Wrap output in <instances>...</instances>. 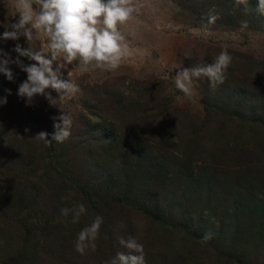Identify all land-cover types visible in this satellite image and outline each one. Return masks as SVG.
I'll return each instance as SVG.
<instances>
[{
  "label": "rangeland",
  "instance_id": "1",
  "mask_svg": "<svg viewBox=\"0 0 264 264\" xmlns=\"http://www.w3.org/2000/svg\"><path fill=\"white\" fill-rule=\"evenodd\" d=\"M15 2L0 0V35L9 23L18 19L13 18ZM133 7L132 18L120 28L129 54L118 69L82 70L75 61L61 69L65 79L79 86L80 91L74 97L59 100L57 93L49 89L46 91L57 99L55 105L37 96L26 106L13 85L18 88L27 74L15 64L9 65L14 75L12 82L0 74V98L7 97V103L0 106V195L14 183L21 182L24 202L32 207L23 203L28 207L23 210L18 196L10 208L0 203V264H105L117 252H128L119 241L129 238L143 244L145 264H264V247L258 246L255 238L247 246L239 242L233 245L228 240L230 227L227 225L223 238L196 240L192 233L200 232L196 230L200 224L193 219L184 242L181 232L173 231L176 228L150 218L154 210L151 206L135 209L116 198L123 195L125 188V150L128 144L131 146V139H147V134L139 133L140 127L145 121L155 119L158 107H165V122L170 124L162 128L161 133H165L162 141L169 139L168 145L178 155L196 152L194 167L203 165L208 173L230 168L229 174L233 175L234 168L241 163L233 164L230 157L238 155L245 158L244 164L254 165L258 161L264 164L263 144L259 138L257 142L247 140L248 145L243 149L229 148L210 156L205 134L218 127L213 121L218 120L221 126L222 121L227 120L235 127L236 117L230 110L219 111L216 115L212 111L207 113L206 106L201 103L210 91L207 78L196 80L195 95L182 101L176 99L183 94L174 84L177 71L210 64L225 48L233 60L224 82L215 87L220 85L221 91L231 92L236 80L242 85L256 83L252 75L257 73L246 72L244 59L260 61L264 58V26L253 25V18L244 13L235 0H133ZM213 15L218 19L209 24ZM245 20H250V24L242 28L241 22ZM17 43L22 49L27 48L24 38H20L18 41L0 40V50L4 54L10 51L12 60L19 59L24 66L34 63L13 51ZM46 45V39L37 41L35 50L49 55ZM165 75L168 79L163 78ZM130 96L136 104L126 112L129 119L125 124V98L130 99ZM62 112L72 119L71 135L65 142L46 144L34 138L44 131L49 133L50 139L52 117ZM119 118H123L124 123L116 120ZM100 121L104 124L112 121L117 129L113 140L99 142L96 138L101 133H90L82 128L83 124ZM193 124L198 129L193 130L198 133L196 139L190 134ZM190 136L191 140L195 139L192 143ZM102 157V165L86 170L92 158ZM244 167L242 165L241 169ZM223 177L216 178L230 182L225 184L232 190L237 188L234 183L237 177L233 180ZM79 187L92 195L90 200H96L97 205L73 223L75 211L83 199ZM229 198L226 195L225 201ZM198 202L199 198L193 201L190 212L196 205L200 209ZM62 209H69L66 216L62 215ZM167 212L173 213L174 208L170 206ZM168 213L163 215L165 220ZM194 213L198 215L197 211ZM220 213L218 211V216ZM97 216L102 218V223L95 250L89 249L81 255L75 250L78 233ZM229 220H225L228 225ZM171 231L178 235L171 242L160 239L162 234L166 236ZM20 254L23 255L18 256Z\"/></svg>",
  "mask_w": 264,
  "mask_h": 264
},
{
  "label": "trees",
  "instance_id": "2",
  "mask_svg": "<svg viewBox=\"0 0 264 264\" xmlns=\"http://www.w3.org/2000/svg\"><path fill=\"white\" fill-rule=\"evenodd\" d=\"M257 5L258 0H247V5H239V8L244 9V13L253 18V20L251 19L253 25L258 23V25L264 26V15L257 11ZM6 54L10 55L12 60L11 52ZM244 66H247L248 74L257 73V75H252V77L255 76L256 83L249 82L242 85L240 81L236 80L231 92L221 91L220 85L219 89L210 85V91L201 99V103L206 106L207 113L212 111L216 115L219 111L230 110L237 122V125L232 127L227 123V120L222 121L221 126H219L218 120L213 121L218 127L213 129L214 132L209 131L205 134L209 142V154L212 157L229 148L243 149L249 141L257 142V138L261 139L264 152V58L260 61L244 59ZM13 89L18 91L15 85H13ZM127 98H125V124L129 119V114L126 112H130L136 104L135 100H131V96L130 99ZM158 108L160 110L154 115L155 119L145 121L144 126L140 127L139 133L147 134V139L141 140L139 137H132L131 146L128 144L125 150V188L123 195L116 197L117 200L125 201V205L135 207V209L151 206L154 210L149 215L150 218L162 222L163 225L167 224L176 228L173 231L175 233L180 231L181 240L184 242L187 241L188 226L193 219H197L199 220L197 224L200 225H197L196 230L200 232L192 233L196 240H206L204 239L206 234L210 239L223 238L224 232L229 226L230 238L228 240L233 245L239 242L247 246L255 238L256 244L264 247V164L261 161L254 165L244 164L242 162L245 158L238 155L230 157L233 164L241 163L236 166L239 168H234L233 175L229 174L230 168L226 170L219 168L218 171L208 173L203 169V165L198 168L194 167L195 162L193 161L197 160L196 152L189 153V155L187 153L178 155L168 145L169 139L162 141L165 134L161 133L163 132L162 128L170 124L165 122L167 116L165 107ZM122 119L116 120L122 124L124 123V119ZM82 128L90 133H101L102 135L96 139L102 143L113 140L115 130H117L113 127L112 121H107L105 124L101 121L90 125L83 124ZM200 128L204 127L200 126ZM194 129L198 130L193 124L190 127V134L196 139L198 133L193 132ZM242 130L245 132L239 138ZM247 140L249 141L247 142ZM103 159V157L92 158V163L85 166L86 170L102 165ZM242 165H245L243 169H241ZM217 172L219 173L217 174ZM218 176H224L230 180L237 177L234 180L237 188L232 190L229 185L225 184V182L228 184L230 182L218 180L216 178ZM21 184V182L14 183L12 187L8 188V191L3 192L0 195V203L10 208L15 197L18 196L22 204H27L21 193ZM220 186L222 190L219 189ZM100 187L105 189L103 185ZM79 189L80 193H83L82 204L86 210L95 209L97 201L90 200L92 195L84 192L83 187H79ZM97 190L98 188L95 192ZM204 194L206 195L202 198ZM226 195L230 197L228 201H225ZM197 198H199L198 204H201V207L198 209L196 205L190 212L193 201ZM22 204L23 210L28 209ZM27 205L29 206L30 203ZM170 206L174 208L173 213L167 212ZM29 208L32 207L29 206ZM196 211L198 215L195 214ZM218 211L221 212L220 216H218ZM165 213H168L167 220L163 217ZM169 216L170 218H168ZM227 219H230L229 225L225 223ZM175 233L171 231L166 236L162 234L160 239L164 240L163 238H165L166 242H171L172 238L175 239L178 236Z\"/></svg>",
  "mask_w": 264,
  "mask_h": 264
},
{
  "label": "clouds",
  "instance_id": "3",
  "mask_svg": "<svg viewBox=\"0 0 264 264\" xmlns=\"http://www.w3.org/2000/svg\"><path fill=\"white\" fill-rule=\"evenodd\" d=\"M236 5H247V0H235ZM35 5V8L33 7ZM257 11L264 15V0H258ZM133 0H16L13 18L7 29L0 35V40L18 41L24 38L27 48L16 44L13 51L20 57H27L34 63L24 66L19 59L11 60L7 54L0 52V74L10 82L14 80L9 65H17L27 74L26 80L19 84L17 96L30 106L37 96H43L50 104L55 105L57 99L64 100L79 93V86L70 79H65L61 69L68 64L77 62L82 70H107L119 68L123 59L129 54V46L120 31L133 16ZM218 19L213 15L208 23ZM248 22L242 21L241 27L247 28ZM205 31L207 29L205 28ZM47 40L49 55L35 50L37 41ZM233 57L223 49L210 64L194 68H183L174 77L175 88L182 93L177 101L191 98L195 95V81L201 77L208 79L215 87L222 84L225 73L232 63ZM55 64V68L53 65ZM69 75L71 73H68ZM168 79L167 75L163 77ZM57 93V99L46 90ZM8 95L11 92L8 91ZM7 103V97L0 98V106ZM53 132L41 131L34 138L51 144L65 142L71 135V116L62 112L52 117ZM58 121V122H57ZM62 215H67L69 209H62ZM86 212L83 204L75 211L73 223L78 222L79 216ZM102 218L97 216L77 236L75 250L83 255L89 249L95 250ZM210 238L205 235L204 239ZM119 243L128 252H117L105 264H145L143 245L134 238L121 239Z\"/></svg>",
  "mask_w": 264,
  "mask_h": 264
}]
</instances>
